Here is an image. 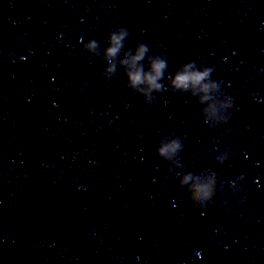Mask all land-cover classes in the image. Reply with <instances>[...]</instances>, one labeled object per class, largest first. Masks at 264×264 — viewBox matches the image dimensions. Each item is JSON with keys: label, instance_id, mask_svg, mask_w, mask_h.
Wrapping results in <instances>:
<instances>
[{"label": "water", "instance_id": "water-1", "mask_svg": "<svg viewBox=\"0 0 264 264\" xmlns=\"http://www.w3.org/2000/svg\"><path fill=\"white\" fill-rule=\"evenodd\" d=\"M120 27L166 77L212 67L234 118L209 130L188 95L149 108L106 80L81 37ZM169 133L187 171L243 175L247 203L195 209L156 154ZM0 264H264V0H0Z\"/></svg>", "mask_w": 264, "mask_h": 264}, {"label": "clouds", "instance_id": "clouds-1", "mask_svg": "<svg viewBox=\"0 0 264 264\" xmlns=\"http://www.w3.org/2000/svg\"><path fill=\"white\" fill-rule=\"evenodd\" d=\"M129 36L128 29L124 27L110 31L108 47L103 50L95 39L84 43V38L81 37L84 50L104 61L106 67L103 75L106 80L115 78L118 75L117 69H121L126 76V88L133 94L139 95L142 102L149 108L157 102V95L163 92L188 95L197 101L200 106V115L209 130L218 129L234 118L237 110L235 100L222 91V82L212 79L214 71L212 67L197 65L195 61H191L166 77L167 56L150 54L149 47L143 42L137 43L134 49L129 48L125 51V41ZM165 78L168 80L167 86L161 83ZM220 135L223 136L224 132L221 131ZM184 139L169 133L160 140L156 154L167 166V177L173 178L178 188L186 190L193 207L197 210L207 208L224 196L227 197L224 201L225 206L231 212L229 187L238 197L237 203H247V196L243 194L249 189L243 175L236 177L235 180H228L217 175L211 168L199 174L187 171L185 162L181 159V153L185 150ZM215 142L213 139L212 143ZM234 155L235 152L228 149L225 152L210 154L209 158L214 164H225Z\"/></svg>", "mask_w": 264, "mask_h": 264}]
</instances>
